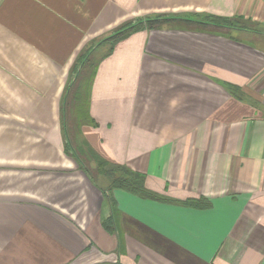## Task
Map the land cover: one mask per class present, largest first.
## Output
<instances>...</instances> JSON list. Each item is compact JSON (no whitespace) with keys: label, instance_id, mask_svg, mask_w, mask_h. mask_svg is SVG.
Wrapping results in <instances>:
<instances>
[{"label":"crops","instance_id":"obj_1","mask_svg":"<svg viewBox=\"0 0 264 264\" xmlns=\"http://www.w3.org/2000/svg\"><path fill=\"white\" fill-rule=\"evenodd\" d=\"M209 16L264 0H0V264H264V35Z\"/></svg>","mask_w":264,"mask_h":264},{"label":"trees","instance_id":"obj_2","mask_svg":"<svg viewBox=\"0 0 264 264\" xmlns=\"http://www.w3.org/2000/svg\"><path fill=\"white\" fill-rule=\"evenodd\" d=\"M209 23L216 27L217 29H228V30H245L250 31L258 34L264 35V26H261L259 24L252 23L250 21H247L243 18L239 17H233V18H223V17H217V16H209L208 18ZM166 20V18H165ZM147 27L151 26L153 23L151 21L147 22ZM143 29V24L140 22H134V23H127L122 25L120 28L115 30L109 37L104 39L102 42H108L112 46L117 44L119 41L125 39L128 37L131 33L138 31L140 29ZM83 56L79 57L82 58ZM232 94L237 98L242 100L243 99V93L240 92L239 88L233 86L232 87ZM68 151V150H66ZM91 159L95 162V164L98 167V174H100L105 182L106 186H100L99 184H96L94 182L93 178L89 174L86 168H84L82 165L80 166L83 168L87 175L89 176V179L99 187L100 191L103 194V197L105 199V203L109 206L111 211L115 210V201L112 196V190L115 188H120L123 190H126L130 193L137 194L141 197L146 198H152L153 195L147 191L144 187L145 177L142 174L134 173L127 169L126 167L122 165H115V166H109L106 162H104L102 159L97 157L95 154L90 155ZM77 161L80 163V159ZM111 215L105 219V224L107 225V222H111Z\"/></svg>","mask_w":264,"mask_h":264},{"label":"rangeland","instance_id":"obj_3","mask_svg":"<svg viewBox=\"0 0 264 264\" xmlns=\"http://www.w3.org/2000/svg\"><path fill=\"white\" fill-rule=\"evenodd\" d=\"M77 155L79 156L81 163L84 165V167L87 169V171L93 178L94 182H96V184H99L100 186H106L104 178L100 174H98L99 170L97 165L93 163L94 161L90 159L88 154L83 151L77 152ZM106 217V213L103 212L102 220H105Z\"/></svg>","mask_w":264,"mask_h":264}]
</instances>
